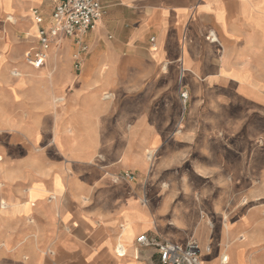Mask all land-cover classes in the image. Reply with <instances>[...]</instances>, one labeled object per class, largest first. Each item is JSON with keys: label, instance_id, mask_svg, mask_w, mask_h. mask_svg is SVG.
<instances>
[{"label": "crops", "instance_id": "crops-1", "mask_svg": "<svg viewBox=\"0 0 264 264\" xmlns=\"http://www.w3.org/2000/svg\"><path fill=\"white\" fill-rule=\"evenodd\" d=\"M14 1L0 0L9 13ZM50 1L21 2L34 23L27 50L38 33L32 11L48 12ZM103 1L81 70L80 47L63 35L42 68L0 75V251L11 262L139 264V235L171 237L162 218L171 192H144L125 173L159 152L182 157L193 139L207 138L204 158L221 150L216 134H189V118L175 131L181 92L215 98L207 111L225 95L264 109V0ZM138 252L145 261L155 253Z\"/></svg>", "mask_w": 264, "mask_h": 264}, {"label": "rangeland", "instance_id": "rangeland-1", "mask_svg": "<svg viewBox=\"0 0 264 264\" xmlns=\"http://www.w3.org/2000/svg\"><path fill=\"white\" fill-rule=\"evenodd\" d=\"M22 1H14L12 13L0 2V75L6 69L10 74H23V65L35 70L24 56L29 46L26 35L32 39L35 34L30 27L34 25L30 8H24ZM53 6L52 0L48 12L38 7L49 17ZM11 76L1 79L11 83L18 77ZM225 97L210 111L204 107L214 103L213 97L188 93L186 102L179 99L180 114L184 115H179L175 131L189 118V134H216L221 140L220 151L216 143V159L202 156L204 151L198 146L207 144V138H199L188 141L191 147L182 157L161 156L159 152L129 172L140 180L144 192L150 184L165 188L161 193L170 189L171 212L162 218L171 237L165 238L185 245L194 237L203 247L210 245L212 252L204 257L205 264L219 257L216 263L223 264V256L229 258L227 264H264V109L235 95ZM175 108L179 112V107ZM2 255L0 251V264H31L28 254H16L14 262Z\"/></svg>", "mask_w": 264, "mask_h": 264}, {"label": "built area", "instance_id": "built-area-1", "mask_svg": "<svg viewBox=\"0 0 264 264\" xmlns=\"http://www.w3.org/2000/svg\"><path fill=\"white\" fill-rule=\"evenodd\" d=\"M32 12L33 19L38 25V33L35 45L25 53L26 62L36 69L42 68L49 58L53 43L64 35L74 39L80 47V50L73 54V60L75 69L81 70V54L87 50L83 37L96 29L108 9L103 0H55L49 17L38 8ZM181 98L186 102L188 93L181 92ZM124 177L134 179L135 175L125 173ZM144 201L146 202V199ZM143 248L154 249L151 261L139 258L138 251ZM135 249L139 264H205V255L212 252L210 245L203 247L194 237L182 245L160 235L148 233H142L137 237ZM117 254L121 256L126 254L122 244L117 246ZM221 261L227 264L229 258L223 256Z\"/></svg>", "mask_w": 264, "mask_h": 264}, {"label": "bare ground", "instance_id": "bare-ground-1", "mask_svg": "<svg viewBox=\"0 0 264 264\" xmlns=\"http://www.w3.org/2000/svg\"><path fill=\"white\" fill-rule=\"evenodd\" d=\"M10 18H11L12 20H14V18H13V17H11V16H10ZM15 22H16V21H15ZM181 71H182V70H181ZM181 74H182V73H181ZM183 75H184V74H183ZM183 75H182V76H183Z\"/></svg>", "mask_w": 264, "mask_h": 264}]
</instances>
